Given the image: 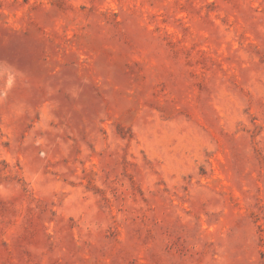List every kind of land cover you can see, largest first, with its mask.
Instances as JSON below:
<instances>
[{
	"label": "rangeland",
	"instance_id": "374dc122",
	"mask_svg": "<svg viewBox=\"0 0 264 264\" xmlns=\"http://www.w3.org/2000/svg\"><path fill=\"white\" fill-rule=\"evenodd\" d=\"M0 264H264V0H0Z\"/></svg>",
	"mask_w": 264,
	"mask_h": 264
}]
</instances>
